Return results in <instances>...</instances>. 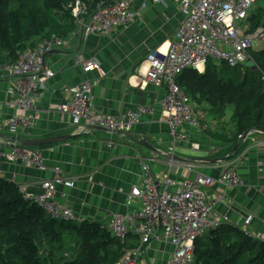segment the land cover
I'll return each mask as SVG.
<instances>
[{
	"label": "crops",
	"instance_id": "0c3cea01",
	"mask_svg": "<svg viewBox=\"0 0 264 264\" xmlns=\"http://www.w3.org/2000/svg\"><path fill=\"white\" fill-rule=\"evenodd\" d=\"M132 3L137 18L127 26L114 29L110 35L86 36L76 22L75 29L65 38L50 39L53 44L55 38L65 44L55 46L45 57V66L53 70L55 76L42 90L38 100L39 117L33 127L13 130L9 126L10 118L26 112L7 106L16 98L15 79L0 69V142L8 147L12 143L20 144L23 139L74 136L34 148L43 157L42 169L3 160L0 178L14 182L20 190L30 193L40 192L45 180L64 178L56 183V200L72 208L75 221L98 222L107 227L113 214H132L140 208L138 201L128 206L126 198L132 187L143 183L142 158L149 160L151 171L159 177L168 171V161L173 157L172 175L177 180H195L199 175L218 178L231 164L239 172L243 186L202 188L209 199L218 193L224 195V200L215 209L218 214L229 217L231 226L264 237V171L258 166L264 161V146L255 144L264 141V134L254 132L249 135L232 161L214 163L211 160L224 158L232 152L226 154L236 135L232 115L229 119L228 113L215 119L209 114L207 104L198 106L190 100L203 117L204 129L199 132L184 126L189 142L175 143L161 108L166 87L143 82L149 54L156 50L166 52L175 38L182 21L180 8L172 0H132ZM79 53L98 62L106 75L101 77L98 71L85 74L77 63ZM86 80L96 82L93 103L98 113L121 116L138 106H151L155 113L144 115L140 124L128 134L108 130L81 133L71 115L60 112L58 107L70 101L66 92L70 86ZM142 140L152 149L142 146L139 143ZM109 143L113 146L109 147ZM191 143L197 146L194 151L202 153L196 159L189 158L186 153L191 149ZM185 162L194 167L187 168ZM56 168L60 171H55ZM138 241V236L131 233L127 244L132 249ZM173 250L172 243L163 231H159L140 256L139 264H167Z\"/></svg>",
	"mask_w": 264,
	"mask_h": 264
},
{
	"label": "built area",
	"instance_id": "2783aa9c",
	"mask_svg": "<svg viewBox=\"0 0 264 264\" xmlns=\"http://www.w3.org/2000/svg\"><path fill=\"white\" fill-rule=\"evenodd\" d=\"M172 1L179 6L182 21L168 50H156L147 57L148 71L143 83L166 87L167 92L161 102L165 122L169 126L173 141L183 143L189 142L184 126L199 132L204 126L203 117L196 112L185 90L178 85L177 77L187 69L203 72L209 59L230 67L245 65L249 59H253L251 50L254 49V43H264V27L251 31L250 26L243 24L249 19L258 0ZM72 14L86 36L110 35L114 29L131 24L138 16L133 9L132 0H116L109 5L99 6L89 16L87 6L81 0H76ZM54 40L55 44L50 39L41 40L35 47L23 51L18 61L6 62L0 66L1 70L15 79L16 98L8 102L7 106L26 112L25 115H14L9 119V126L13 130L31 128L38 120V100L48 81L55 76V72L45 66V57L55 46L63 47L65 44L59 38ZM77 63L85 74L98 71L101 77L106 75L98 62L87 59L83 53L77 54ZM95 84L96 82L86 80L70 86L66 90L70 101L58 107L60 112L71 115L73 123L81 133L93 132L97 127L110 132L130 133L140 124L144 115L155 113L151 106H138L121 116L98 113L93 103ZM255 144L263 147L264 141H256ZM108 146L112 147L113 144L109 143ZM190 147L193 150L197 148L194 143ZM3 160L22 163L28 168H44V160L38 150L18 143L6 147L0 142V166ZM174 161L171 157L168 171L158 177L151 171L149 160L142 158L140 165L144 172L143 183L132 187L126 198L128 206L138 201L140 208L132 214L115 213L107 224V228L123 244L127 243L130 233L139 238L138 244L127 251L123 259L125 264H139L140 256L159 231H163L174 248L167 264H194L197 240L207 232L229 223V217L218 214L215 209L224 200V195L218 193L209 199L202 187L243 186L244 182L237 169L227 163L218 178L199 175L195 180H177L172 175ZM186 166L192 169L194 164L186 163ZM258 166L264 171V161L259 162ZM55 171L59 172L60 169L56 168ZM58 181H64V178L43 181L38 193H30L24 189L21 192L27 200L40 206L51 217L74 221L76 216L72 208L56 200ZM246 233L264 241L261 235L248 231Z\"/></svg>",
	"mask_w": 264,
	"mask_h": 264
},
{
	"label": "trees",
	"instance_id": "16d2710c",
	"mask_svg": "<svg viewBox=\"0 0 264 264\" xmlns=\"http://www.w3.org/2000/svg\"><path fill=\"white\" fill-rule=\"evenodd\" d=\"M75 1L0 0V65L16 62L43 39L68 36L76 27ZM81 1L89 16L116 0ZM252 18L251 31L264 27V6ZM251 56L258 70L209 59L203 73L187 69L177 77L189 99L207 104L211 116L223 118L232 109L236 135L226 154L245 132H264V45ZM131 247L98 222L51 217L14 182L0 178V264H120ZM194 264H264V241L224 224L197 240Z\"/></svg>",
	"mask_w": 264,
	"mask_h": 264
},
{
	"label": "water",
	"instance_id": "95a60500",
	"mask_svg": "<svg viewBox=\"0 0 264 264\" xmlns=\"http://www.w3.org/2000/svg\"><path fill=\"white\" fill-rule=\"evenodd\" d=\"M244 66H250L252 67L254 70H258V66L255 64L253 59H249ZM95 131H106L105 128H101V127H97L95 128ZM252 132H258L260 134H264V132L262 131H247L245 132L238 140V142L236 143V145L234 146L232 152L230 155L224 157V158H219V159H214L211 160L214 163H223V162H228L230 161L234 156H236L239 146L240 144L245 141L247 139V137L249 136V134H251ZM128 134V133H127ZM74 136H64V137H55V138H48V139H23L20 140V145L23 147H28V148H39L41 146L44 145H48V144H53L56 142H59L61 140H65L68 138H72ZM144 141V142H142ZM139 141V143L149 149H152L151 147H149L147 144H145V140Z\"/></svg>",
	"mask_w": 264,
	"mask_h": 264
},
{
	"label": "rangeland",
	"instance_id": "374dc122",
	"mask_svg": "<svg viewBox=\"0 0 264 264\" xmlns=\"http://www.w3.org/2000/svg\"><path fill=\"white\" fill-rule=\"evenodd\" d=\"M259 6H264V0H258V1H257L256 5L253 7V9H252V11H251L250 16H252V15L257 16V14H258V12H259ZM243 24H244L245 26H250V28H251L252 25L255 24V20H253V18H252V19H248V20L245 21ZM263 45H264L263 42H261V41H256V42L254 43V50L258 51V50L262 49V48H263ZM229 108H230V107H229ZM232 112H233V111H232V109L230 108L229 111H228V114H229L228 119H229L230 116L232 115ZM212 117H213V116H212ZM214 118L216 119L217 117L214 116ZM186 153H187V156H188L189 158H194V159H196V158H198V157H200V156L202 155V153L197 152V151H194V150H191V149H190V150H187Z\"/></svg>",
	"mask_w": 264,
	"mask_h": 264
}]
</instances>
